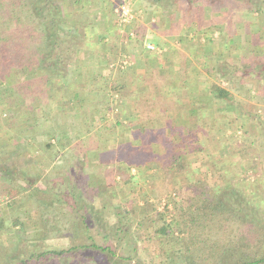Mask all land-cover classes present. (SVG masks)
Segmentation results:
<instances>
[{
	"label": "rangeland",
	"instance_id": "374dc122",
	"mask_svg": "<svg viewBox=\"0 0 264 264\" xmlns=\"http://www.w3.org/2000/svg\"><path fill=\"white\" fill-rule=\"evenodd\" d=\"M68 1L65 0L66 3ZM125 1L129 4L133 20L125 25L116 21L117 30L108 37L110 40L93 49L89 56L81 57L74 71V81L80 86L79 92L73 94V101L62 103L56 98L49 99L38 107L47 115L46 124L40 115L38 123H42V127L46 125V128L48 124L57 126L59 137L34 138L31 133L33 126L30 125L35 121L29 118L14 125L15 119L13 121L9 116L19 112V108L0 115V147H8V151L15 152L3 154L0 149V168H15L12 178L0 173V218L3 220L0 247L3 250L8 247L15 250L18 245L16 236L21 232L18 233L17 229L21 227L14 226L16 220L24 224L25 234L22 233L21 239L27 240L28 248L32 250L92 243L88 236L66 229L73 206L58 201L54 195L58 189L64 188L62 197L69 199L65 190L76 180L75 175L88 186V190L81 189L87 194L79 205L94 241L108 245L115 254L85 247L71 255L68 262L61 261L60 264H191L185 255L190 256L194 264H212L213 259L208 257L210 251H204L201 245H197L200 248L192 256L184 253L191 241L189 236L179 233L177 226L174 225V234L170 236L158 231L160 213L167 214V221L175 215L179 218V208L185 207L188 199L191 201L196 193L190 186L193 178L194 181L206 179L210 184L224 180L223 185L233 189L225 187L227 190L224 192L231 191L226 195L229 196L226 202L235 209H244L239 196L245 193L258 207L253 218L264 224V83L251 75H242L246 67L251 68L253 64L264 61V1L257 2L261 10L248 13L252 4L244 3V0L241 4L236 2L240 6L235 5L233 10L230 9L232 0H216L212 5L215 13L209 10L211 5H205L200 24L195 19L197 24L193 27L184 22L185 15L192 18L195 8L199 7L183 4L181 0H92L91 3L84 0V11L80 15L101 29L109 17L112 20L113 15H119L116 10ZM99 7H111V14L108 12L105 17ZM207 11L209 16V11L212 12L210 19ZM244 20L252 22L248 29ZM215 27H223L224 30L219 31ZM249 30L257 33L259 39H253L251 33L247 35ZM131 31L135 33L133 36L129 35ZM231 31L233 33L229 37ZM97 32L100 34L102 31ZM96 34L92 39L98 37ZM146 43L156 45L157 52L146 57L145 71L149 74L143 78V75L138 77L137 63L147 52ZM102 51L104 62L111 60L110 63H100L102 58L97 54ZM157 54L163 57L158 58ZM166 59L169 69L159 73L162 67L165 68ZM181 65L182 79L179 80L174 71ZM223 65H226L224 70ZM15 67V61L9 64L11 70ZM193 67L199 70L196 77L189 75ZM33 79L35 74L30 72L16 90L22 93L30 90ZM165 82L169 84L159 88ZM6 83L3 80L0 87ZM215 85L216 90L222 89L226 93L215 97L213 92L211 100L206 86ZM188 87L196 89L193 96L197 104L191 105L200 118L196 128L176 125L169 114L165 126L145 129L158 109L165 108L168 114V110L174 111L175 105H182L183 98L189 96ZM139 88L143 90L137 91ZM122 95L128 98V103L125 99L121 101ZM137 102L139 109L136 108ZM26 103L29 102L26 100ZM122 116L132 118H128L129 127L120 121ZM202 124L203 129H200ZM27 126L29 129L24 130ZM182 128L195 130L196 138L203 142V153L185 151L184 163L187 162L188 171L173 170L177 173L170 177L165 174L162 160L166 161L164 157L171 150V142L183 138L185 130L181 131ZM131 129H134V134L127 142L124 139ZM147 136L150 140L142 142ZM61 137H64V145L59 144ZM48 143L49 146L46 145ZM117 143L124 144L126 153H131L133 146L141 149L133 154L130 173L136 174V180L132 184L126 185L123 181L115 185L119 179L116 165L93 162L95 150L113 149ZM207 148L210 155L204 157ZM174 150L178 151L176 147ZM160 151L161 154H156ZM155 154L158 158L153 161ZM214 159L222 167L217 173L211 169ZM79 161L84 176L74 165ZM68 168L73 169L74 176L71 177ZM208 172L214 177L209 178ZM25 177L28 181L24 180ZM51 190L53 193L49 192ZM244 213L241 221L233 217L238 214L231 213L227 222L226 219L220 220L219 214L214 222L209 223L204 235L219 242L234 241V244L243 231L249 230L248 238L255 241L261 228L250 229ZM56 221L64 230H49ZM48 230L51 232L46 235ZM203 258L204 261L201 260Z\"/></svg>",
	"mask_w": 264,
	"mask_h": 264
},
{
	"label": "trees",
	"instance_id": "16d2710c",
	"mask_svg": "<svg viewBox=\"0 0 264 264\" xmlns=\"http://www.w3.org/2000/svg\"><path fill=\"white\" fill-rule=\"evenodd\" d=\"M83 1L84 0H70L66 3L65 0H0V83H2L3 80H6L7 82L0 87V115L4 112L13 110L14 108H19V112L11 114L9 117L13 121L15 119V122L13 123L16 126L18 123L23 122V119L27 120V118H29L30 120H34L35 123L30 125L33 126L31 133L34 138L37 137L39 140L41 136L59 137V135H57L59 130L57 126L53 127L48 124L46 128V125L42 127V123H38L39 115L44 120L45 124L47 122L46 112H43L42 109L40 110V108H38L41 102L55 98L61 100L62 103L73 101V94L79 92L80 86V84L77 85L74 81V71L78 67L79 61L82 59L81 57L84 58L89 56L90 53L94 51L93 49L99 47L103 42L110 40L108 37L114 35L117 30L116 21L117 23L120 22L118 16L113 15L112 20L111 17H109L108 23L101 25L102 27L100 29L96 24L82 19L80 14L84 11V8L82 7ZM181 1L183 4H194L199 7V9L195 8L192 18H189L188 15L186 17L185 15L184 22L187 25H192L195 24L197 20L200 24L203 8L205 5H214L216 0ZM232 1L233 3L230 5L231 10L234 9L235 5L238 7L240 6L238 4L242 3V0ZM244 1V3L252 4L248 7L247 12L249 13L252 11L253 13V11L257 12L261 10L262 7L258 6L257 2L264 0ZM91 2L92 0H90V3ZM236 2L238 4H236ZM68 4L70 6H68ZM99 8L98 9L103 12L105 17H107V13H110L112 10L111 7ZM243 22L247 29L252 23L248 20H244ZM215 29L219 31L224 30L223 27H215ZM97 31L102 32L96 34L98 33ZM232 33L233 32L231 31L228 34L229 37L232 36ZM94 34L98 37L92 39V35ZM249 34L256 40L258 36L257 33L250 31L247 35ZM205 45L206 43H204L203 46ZM102 52L99 55L97 54V57L102 58V60L99 59L100 63L104 62L105 59L104 51ZM14 61L16 62V67L14 70H11L9 64ZM110 61L111 60H106L105 62L110 63ZM225 66L223 65V70L225 69ZM30 72H34L35 74V79H33L32 85H30L31 89L24 93L18 92L16 87L19 84H23V77L29 76ZM242 75H251L264 83V61L261 64H253L251 68L246 67V69L243 70ZM213 88L215 97H221L226 93V91L222 89L216 90V85ZM106 93L109 94L108 91H106ZM121 99H125V101L128 100V98L123 95L121 96ZM26 100L29 103H26ZM28 127L29 126L23 129L28 130ZM202 127L203 124L200 126V129H203ZM180 130H185V133L182 134L183 138H176L171 142V150L164 157L166 161L162 160V162H164L163 167L166 169L165 174L170 177L175 176L177 173L175 171V173L172 172L173 170L179 172L180 170L188 171L189 167L186 166L187 162L184 163L186 160L185 151L192 150L196 153H203V142L199 138H196L195 130H190L188 128H182ZM37 131L39 132L36 134ZM51 132L53 134H51ZM63 139L64 137H61L59 141L60 145H64ZM46 145L49 146L50 143ZM123 146L124 144L117 143V145H114L113 149L105 147L102 151L95 150V154L93 153L94 156L92 157L94 164L100 162L103 165L110 163L116 165L119 179L116 181L115 185L123 181L126 185L132 184V182L136 180V174L130 173V166L134 161V152L141 149H139L140 147L136 148V146H133L131 154L126 153ZM20 147L23 146L20 144ZM175 147L178 151L174 150ZM0 149L3 154L12 155L15 153L13 150L8 151V147H0ZM8 158L11 157L8 155ZM212 162V172L217 173L222 170V167L217 164L216 159ZM14 163L17 162L14 160ZM74 165L77 168L79 167L78 170L81 172L80 174L83 175L84 172L83 169H81L80 161ZM14 169H10L9 166H6L5 168L1 167L0 173L12 178V171L14 172ZM197 170L200 169L198 168ZM208 170L210 169L208 168ZM68 171L71 177L75 175L72 168H68ZM208 176L209 178L214 177L213 173L210 172H208ZM75 177L77 178L74 180L71 187H67L65 190L69 199H64L62 197V195H64V188L58 189V193L54 192V195L58 198V201H64L67 205L73 206L72 212L70 213L72 216L68 218V220H71L66 229L74 231L76 234L80 233L88 236L92 243L74 245L67 248L50 246L45 249L32 250L28 248L27 240L24 242L21 239L23 234H25L24 224H20L21 222L16 220L14 226L21 227V229H17L18 233L21 232V234H16L18 235V237L16 236V242L18 245H16L17 247L15 250H11L9 247L8 249L3 250V247H0V264H60L61 261L68 262L71 255L76 254V251L85 247L90 249L95 248L96 250H101L102 253H107L109 255L115 254V251L108 245L97 244L94 241V236L90 233L86 222L85 213L81 212V207L79 205L80 200H84V197L87 194L85 193L87 191H82L81 189L84 188V190H88V186L80 182L81 178H79L78 175H75ZM24 180L28 181V177H25ZM223 181L216 180L213 184H210L206 179L202 178L194 181L193 178L190 186L196 190V193L191 197V201L188 199L185 201V207L179 208V218L175 215L171 221H167V214L164 212L160 213L158 231L164 236H170V234H174V225L177 226L179 233L189 236L191 241V245L185 248L186 250L184 253H191L192 256V254H196V249L200 248H198L197 245H201L204 251H210L208 257L213 259L212 264H264V224L259 223L258 219L256 221V219L253 218V214L255 215L258 207L254 206V200L247 198L245 193H240L239 196V200L244 204V209H235L232 207L231 204L226 202L227 197L229 199V196L226 195H230L233 189L230 186L223 185ZM225 187L231 191L224 192V190H227ZM93 188L95 189V187ZM49 192L53 193L52 190ZM49 195H51L53 199L55 198L53 194ZM49 205H51V203H49ZM243 212H245L244 215L246 216V219L244 220L250 229L257 226L261 228L260 234L255 241L254 239L248 238L250 237L249 230L243 231L242 235L239 236L234 244V241L219 242L204 235L206 229L210 227L209 223L214 222L219 214L221 215L219 219H226V222L227 220L229 221L230 215L238 214L233 215V217L235 216L241 221L243 219L241 217ZM2 222L3 220L0 218V225ZM58 229L64 230V227L59 226V222L56 221L55 225L52 226V229L49 230L58 232ZM49 230L46 231V235L50 234L51 231ZM185 256L188 257L191 264H194L190 256ZM123 259L127 258L123 257ZM201 260L204 261L205 258ZM136 264L142 263L138 262Z\"/></svg>",
	"mask_w": 264,
	"mask_h": 264
},
{
	"label": "crops",
	"instance_id": "0c3cea01",
	"mask_svg": "<svg viewBox=\"0 0 264 264\" xmlns=\"http://www.w3.org/2000/svg\"><path fill=\"white\" fill-rule=\"evenodd\" d=\"M209 10H212V12L213 13H215V9L211 6V9H209ZM169 12V11H168ZM211 11H209V13H210V15L212 16V13ZM216 13H218V12H216ZM207 15H208V11H207ZM211 16H209L208 15V19H210L211 18ZM191 24V23H190ZM195 25V24H194ZM191 27H193V24L191 25ZM191 44H194V43H191ZM146 50H147V52L145 53V55L144 56H140V58L138 59V63H137V65L139 66V68L137 69L138 71H137V74H138V77H140L141 75H143V78L144 77H146L148 74H149V71H145L146 70V65L148 64V63H146V57L147 56H150V55H152V53L153 52H157V51H155V50H150V49H148L147 47L145 48ZM159 49V48H158ZM163 50H165V48L163 49ZM149 51V52H148ZM158 52L160 53L161 52V50H158ZM157 57L159 58V57H163L162 55H160V54H157ZM167 60V59H166ZM159 62H161V61H159ZM167 62V64H165V68H161V70L159 71V73H164V70H167V69H169V65L170 64H168V60L166 61ZM199 72V70L197 69V67H193V69H192V71L189 73V75H191V74H193L192 76L193 77H196V74L195 73H198ZM174 73L176 74L175 75V77H176V79H182V65L178 68V69H176L175 71H174ZM187 80H190L191 81V78H187ZM186 80V81H187ZM169 84V82H165V83H163V85L161 86V87H159V88H162V87H166V85H168ZM142 86V85H141ZM212 88L213 87H210V86H206V89H207V93H208V97L209 98H211V100H212V98H213V90H212ZM139 90H143L142 88L140 89H137V91H139ZM188 90H189V92H188V94H189V96H187V97H184L183 98V104L181 105V104H179L180 105V107H179V105H175L174 107L175 108H173V112H171L172 110L170 109V108H168V109H170V110H168V112H170V113H168L167 114V112H165V108H162V109H158L157 111H156V114H155V117L154 118H152V121H150V122H148V124L147 125H145V129H149V128H153V127H155V128H158V127H163V126H165V124H166V121H167V118H168V116H169V114H170V119L171 118H173V119H175V122H177V123H175L176 125H183V126H188V127H190V128H196L197 127V125L199 124V121H200V118H199V114H196V109L195 108H193V106H191L192 105V103L194 104V105H196L197 104V101H196V98H195V96H193V94H194V92H196L195 90L196 89H194V88H189L188 87ZM212 92V93H211ZM211 93V94H210ZM210 100V101H211ZM121 101H123V99L121 100ZM137 109H139V106H138V102H137V107H136ZM177 109H179V110H177ZM195 111V112H194ZM133 114H135V113H133ZM168 115V116H167ZM123 118H121L120 119V121L127 127H129L130 126V123L128 122L129 120H128V118L129 119H132L131 117H129V116H122ZM134 122V121H133ZM100 131V130H99ZM103 132V131H102ZM125 132V131H124ZM99 133H101V132H99ZM129 133V135H127V139H124V140H127V142H129L130 140H132L131 139V137H129L130 135H132V134H134V129H131V130H128V132L126 133V134H128ZM101 134H104V133H101ZM120 134V133H119ZM99 136H101L100 134H99ZM134 140V142H136L135 141V138L133 139ZM150 140V138L147 136V138H145V141H142V142H148ZM140 141V140H139ZM138 141V142H139ZM126 142V143H127ZM126 143H125V145H126ZM207 151H205V155H204V157H207V156H209L210 155V150H209V148H207L206 149ZM162 153V151H160V152H158V153H156V154H161ZM154 155L153 156V161H156L157 160V158H158V155ZM207 154H209V155H207ZM202 155V156H203ZM152 160V159H151Z\"/></svg>",
	"mask_w": 264,
	"mask_h": 264
},
{
	"label": "built area",
	"instance_id": "2783aa9c",
	"mask_svg": "<svg viewBox=\"0 0 264 264\" xmlns=\"http://www.w3.org/2000/svg\"><path fill=\"white\" fill-rule=\"evenodd\" d=\"M116 12L119 14V21L120 24L125 25L129 24L133 19V15L131 13V9L129 7V4L127 1H125L119 8L116 10ZM135 33L131 31L129 35L133 36ZM146 47L150 50H156V45L152 43H146Z\"/></svg>",
	"mask_w": 264,
	"mask_h": 264
}]
</instances>
